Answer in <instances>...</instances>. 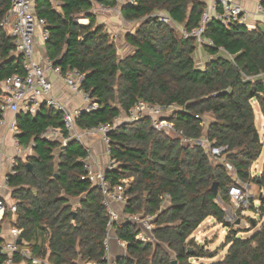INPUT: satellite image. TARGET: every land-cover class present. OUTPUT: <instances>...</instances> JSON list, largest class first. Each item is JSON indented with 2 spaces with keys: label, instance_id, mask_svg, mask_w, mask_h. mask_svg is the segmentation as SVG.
<instances>
[{
  "label": "trees",
  "instance_id": "trees-1",
  "mask_svg": "<svg viewBox=\"0 0 264 264\" xmlns=\"http://www.w3.org/2000/svg\"><path fill=\"white\" fill-rule=\"evenodd\" d=\"M59 1L62 12L50 0H37L36 14L48 22L47 56L62 71L83 72L81 87L97 103L76 117L80 129L112 123L140 99L174 104L178 108L169 119L183 137L205 136L212 145L227 146L225 160L238 178L264 187V172L258 176L251 172L263 150L253 101L264 110V26L252 29L212 19L205 35L215 46L201 47L208 56L199 66L196 40L155 14L166 12L192 29L199 25L206 2L134 0L120 7L125 20L138 23L124 38L133 50L121 57L117 43L91 12L95 1L115 7V0ZM10 6L11 0H0V82L24 72L21 57L11 53L13 38L1 26ZM81 15L89 24L76 20ZM4 96L0 86V104ZM17 126L19 143L33 144L31 152L18 158L8 179L17 201L14 225L22 229V245L52 264L101 260L109 217L101 191L87 177L84 146L73 140L63 146L60 139L42 136L48 127L67 134L62 112L46 105L34 115L20 112ZM109 138L116 166L106 177L113 184L130 179L125 212L154 216L155 224L151 232L155 240L148 242L136 238L140 228L134 222L115 224V236L127 243L116 257L118 264H172L174 259L177 264H264V197L262 226L251 237H239L241 230L226 220L224 207L231 203L229 189L235 180L225 163L216 162L201 145L157 130L150 118L121 123ZM215 182L217 194L212 189ZM208 217L229 228L225 241L229 247L219 262L198 263L195 259L217 255V250L206 249L193 237ZM21 260L14 257L15 264Z\"/></svg>",
  "mask_w": 264,
  "mask_h": 264
},
{
  "label": "built area",
  "instance_id": "built-area-1",
  "mask_svg": "<svg viewBox=\"0 0 264 264\" xmlns=\"http://www.w3.org/2000/svg\"><path fill=\"white\" fill-rule=\"evenodd\" d=\"M118 5L117 9L123 4L134 3V0H127L123 3L122 0H115ZM206 7L202 12L199 25L195 28L188 29L184 25L178 24L168 13L158 12L155 15L160 21L177 26L185 37H192L196 40L198 48L205 45L215 46L213 40L205 35L207 24L212 19H217L224 24L238 23L247 25L248 13L240 2L235 0H204ZM37 0H11V6L2 19L1 26L13 38L14 49L11 53L21 57V65L23 74H15L0 82L1 89L5 93L0 104L3 114L10 111L14 115L10 120H7L4 115L0 119V125H6L8 130L13 133V142L16 151V157L11 162L9 174L4 177V186L11 189L8 184L10 174L15 173V168L18 164V158L25 156L31 152L32 145L24 146L19 143L17 138L18 126L17 115L20 112L36 114L43 105L51 107L62 112L64 128L67 134L60 128L48 127L42 136L51 139H60L63 146H66L70 141L80 142L86 151V156L82 159L85 163V171L87 177L99 188L103 195V204L108 214V232L104 239L105 254L101 260L87 261L79 264H118L117 258L112 255L111 241L113 238L117 240L119 245L125 252L127 243L120 240L114 234L115 224L121 225L125 221L134 222L139 226L140 231L136 238L143 242L154 241L151 235L155 227L154 216L143 214H132L125 212L126 196L125 189L130 179L124 178L120 182L113 184L106 177V172L116 166V163L110 154V138L109 133L121 123L134 122L144 118H150L152 125L159 131H166L173 137H181L182 141L192 142L193 144L205 147L211 157L217 162L225 163L228 171L235 170L233 165L225 160V152L227 146H215L204 136L198 139L183 137L182 132L178 131L174 122L169 119L171 113L178 107L172 105H161L151 103L144 99L138 100L128 112H123L116 117L112 123H104L97 126H92L84 130L80 129L76 124V117L82 111H90L97 107V103L91 102V98L82 89L81 85L85 74L76 69H67L62 71L60 67L54 66L53 60L49 57L44 58V63L36 58L38 45L46 44L50 37L48 22L44 17H39L36 14ZM97 3L100 10L109 11L115 7L107 6L103 3ZM256 12L264 17V0H258L256 4ZM47 70H53L71 87L75 92L81 93L89 104L85 109L77 108L70 110L65 103L58 100L53 95L52 82L48 77ZM198 117V115H196ZM203 124H206L203 121ZM100 138L106 146L108 162L105 166H97L95 152L93 146L88 142V139ZM261 142L264 147V131L261 134ZM249 182L239 180L229 189V195L233 205L239 209L259 208L260 206L254 203L252 193L249 188ZM262 201V200H261ZM120 207L122 208L120 210ZM17 206L16 203H6V200L0 198V258L4 259L3 264H15L14 257L19 255L22 260L20 264L30 261L32 264H52L47 258L33 255L28 247L17 243L20 239L22 229L14 225L16 219ZM10 213L9 218L13 222L8 229V236L3 234V221L5 213ZM8 218V217H7Z\"/></svg>",
  "mask_w": 264,
  "mask_h": 264
},
{
  "label": "crops",
  "instance_id": "crops-1",
  "mask_svg": "<svg viewBox=\"0 0 264 264\" xmlns=\"http://www.w3.org/2000/svg\"><path fill=\"white\" fill-rule=\"evenodd\" d=\"M50 1L55 10L62 12L61 1L59 0H50ZM122 1L123 3L127 2V0H122ZM235 1L240 2L241 5L244 7V9L247 11L248 13L247 26L249 28L253 29L258 25L264 26V17L256 12V4L258 0H235ZM117 8L115 7L112 10L103 11L99 9L97 3H93L91 7V12L95 14L97 23L103 24L105 26L106 30L110 33L111 38L118 45V53H121L124 57L133 50V48L125 42L124 38H125V34L128 31H132V28H134L133 25L134 22L125 20L121 14V10ZM76 20L83 25L89 24V19L86 18L84 15L77 17ZM200 52H203V54H205L206 57L208 56V54H206L203 49L197 48L195 57L196 55L198 56ZM45 57H48L46 53V46L45 44L40 43L38 45L36 58L42 63H44ZM47 74L52 82L54 97L57 98L58 100L63 101L68 109L70 110H75L77 108L85 109L87 107L89 101L85 100V98L81 93L72 90L71 87L63 80V78L59 76V74H57L53 70H47ZM257 104L259 105V103L256 100L253 101L256 125L259 119L264 120V110H262L259 105L260 112H258L257 110L258 108L256 107ZM3 115L7 120H10L14 114L8 111ZM261 127L262 130L264 131V122H262ZM13 137H14L13 133L10 130H8L6 125H0V198L6 200V203L8 204L17 203V201L11 196V189H8L6 188V186H4V177L10 172L12 160L17 158ZM88 142L93 146L95 152V159L97 161V166L98 164L99 166L102 167L105 166L108 162V155L106 152L105 144L102 142L100 138L88 139ZM229 174L235 180V183L240 180L237 176L236 170L229 171ZM254 185L255 186L253 189L251 184H249V188L252 193V196L255 197L254 195L257 194L256 197L262 200L264 197L262 192L264 187H260V185H257V183H255ZM256 189H259V193H257ZM121 209L122 208L120 207V210ZM224 209L226 212L227 208L224 207ZM12 223L13 222L9 217L4 218L3 221L4 231L2 236L4 237L8 236V229L10 228ZM193 237L196 238L198 243H200L199 242L200 238L198 237V234H194ZM111 248H112V255L114 257H117L118 255L124 253L122 247L119 245V243L115 238H113L111 241Z\"/></svg>",
  "mask_w": 264,
  "mask_h": 264
},
{
  "label": "rangeland",
  "instance_id": "rangeland-1",
  "mask_svg": "<svg viewBox=\"0 0 264 264\" xmlns=\"http://www.w3.org/2000/svg\"><path fill=\"white\" fill-rule=\"evenodd\" d=\"M134 28H132V31L136 28L138 23H133ZM121 57L123 55L119 53ZM206 55L203 54V52H200V54L196 55V61L197 65L201 66L204 64L206 60ZM201 64H200V63ZM256 107L258 108V112H260L259 105L257 104ZM209 120V118H208ZM264 122V120L259 119L257 121V128L262 134V127L261 124ZM252 176H258L261 175L262 172H264V147L262 150L261 155L258 157V159L252 164L251 168ZM252 188L254 189V182L250 183ZM258 185V184H257ZM257 193H259V189H256ZM263 195H264V188H263ZM262 194V193H261ZM254 203L259 206V204L262 202L256 195H254ZM227 208L226 211V220L229 221L232 225V228H238L241 231L239 232V237L248 238L253 236L262 226V219L260 218L259 214V208H249L242 210L231 202L229 205L225 206ZM231 210V211H230ZM228 227L224 226L222 223H219L216 219L213 217H208L202 224L196 229V231L193 233L198 234V237L200 238L199 244L204 245L206 249L209 250H217V255L215 257H201L199 259H195V262L198 263H213V262H219L223 259L225 253L227 252L228 245L225 244ZM196 240V238H195ZM197 241V240H196ZM198 242V241H197Z\"/></svg>",
  "mask_w": 264,
  "mask_h": 264
},
{
  "label": "water",
  "instance_id": "water-1",
  "mask_svg": "<svg viewBox=\"0 0 264 264\" xmlns=\"http://www.w3.org/2000/svg\"><path fill=\"white\" fill-rule=\"evenodd\" d=\"M28 165V167H30L31 168V164L30 163H28L27 164ZM217 187H218V184H217V182H215L214 184H213V186H212V189H213V191L215 192V194H217ZM17 243H19V244H22V240L21 239H18L17 240ZM191 250V249H190ZM172 264H177V260H172Z\"/></svg>",
  "mask_w": 264,
  "mask_h": 264
}]
</instances>
